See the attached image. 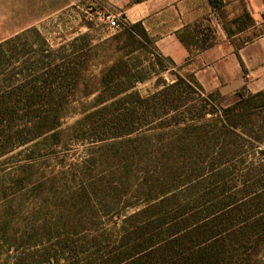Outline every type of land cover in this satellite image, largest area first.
<instances>
[{"label":"trees","instance_id":"16d2710c","mask_svg":"<svg viewBox=\"0 0 264 264\" xmlns=\"http://www.w3.org/2000/svg\"><path fill=\"white\" fill-rule=\"evenodd\" d=\"M87 25L92 27L91 22ZM120 25L121 31L114 39L121 55L101 70L99 87L85 94H95L93 100L67 127H63V120L98 47L90 34H83L87 39L82 46L77 45L78 38L55 48L44 42L41 49H29V57L16 60H10L15 55L13 43L31 28L40 33L38 28L30 27L0 41V158L17 146L34 147L39 139L58 146L90 134L96 140H115L111 145L127 144L138 154L144 142L154 137L157 153L146 164H153L155 172L152 178L145 176L136 181L131 194L125 190L130 176L125 163H121V177L112 188L108 189L102 179L89 184L91 190L85 187L83 195L91 208L106 215L115 210L122 218L115 221L111 236L97 234L101 236L92 244L103 250L81 264H264V191L263 196L246 198L256 191L224 190L220 184L228 175V167L223 162L228 156L238 155L239 145L225 141L217 145L214 141L233 137L239 126L246 130L245 119L252 117L256 108L264 107V90L253 93L242 88L229 97L220 91H206L193 72H183L182 66L158 51L155 38L142 21L121 17ZM142 50L152 56L148 57L151 68L159 72L176 70L173 82L158 79L157 83L163 81L162 87L146 95L135 88L137 82L150 78L148 71L132 62V55ZM32 54L40 58L32 60ZM182 84L204 96L209 107L184 99ZM228 98L231 100L226 101ZM198 105L201 116L212 115L208 121L214 124L209 131L202 119L189 123L179 116ZM164 130H169L170 137L158 138L166 133ZM172 133L177 137L173 138ZM204 134H211L206 148L200 143ZM260 136L258 141H264ZM190 151L213 155L208 191L196 190L205 181L199 174L202 167L197 169L199 163L185 159L192 154L182 155ZM185 166L198 174L181 187L176 185V173ZM98 190L110 193L109 203L95 201ZM133 197L136 201H127ZM205 198V202L198 201ZM66 245L58 250L46 248L41 260L30 258L27 264H73L70 259L62 261L67 258ZM20 263V257L13 262Z\"/></svg>","mask_w":264,"mask_h":264},{"label":"rangeland","instance_id":"374dc122","mask_svg":"<svg viewBox=\"0 0 264 264\" xmlns=\"http://www.w3.org/2000/svg\"><path fill=\"white\" fill-rule=\"evenodd\" d=\"M97 9L101 7L94 0H0V41L33 26L40 31L38 33L31 28L22 33L13 43L15 55L10 56V60L29 57L26 52L33 48L41 49L44 42L55 48L78 38L77 45L82 46L87 39L82 37L84 33H89L93 44L98 45L93 51V58L89 60L90 69L83 84L76 92V100L69 106L63 120V127L70 126L81 116V111L91 103L95 95L85 96L86 92L99 87L101 70L112 63L114 57L121 55L116 50L117 41L114 39L121 27L108 29L97 17ZM87 22L92 23L91 28ZM32 55H35L32 60L40 58L37 54ZM148 57L152 56L143 50L132 55V62L142 64L150 76L143 82H137L135 89L143 95L162 87L163 81L157 83L158 79L171 83L176 78L174 69L159 72L151 68ZM182 71L185 72L183 69ZM180 89L184 99L209 107L203 100L204 96H199L192 87L182 84ZM230 100L228 98L226 101ZM198 107L200 106L180 112L179 116L189 123L202 119L201 122L209 131L214 124L208 121L212 115L207 113L201 116ZM256 109L255 114L244 121L246 130L239 126L233 137L214 140L217 145L222 141L239 145L238 155L228 156L223 162L228 167V175L224 176L226 179L220 185L224 190L256 191L251 195L246 194V198L255 194L263 196L264 191V141L259 142L260 138L257 137L261 135L264 139V107ZM164 131L166 133L158 135V138L170 137L169 130ZM91 135L94 134L87 135L82 140L70 139L58 146H54L50 140L45 142L39 139L38 145L34 147L33 144L17 146L0 158V264H13L19 257L20 264H27L30 258L37 262L43 258L41 252L44 249L58 250L65 244L68 248L67 258L62 261L70 259L73 264L94 259L103 250L99 245L92 244L93 240L96 238L94 242H97V237L101 236L97 234L101 232L111 236L115 221H120L122 217L117 216L115 210L106 215L91 208L90 201L83 195L85 187L91 190L89 184L102 179L108 184V189L112 188L121 177V163H125V170L130 175L125 190L131 194L136 181H141L145 176L152 178L155 172L154 165L146 164V160L155 158L157 141L154 137L149 141L144 140L141 151L137 154L127 144L111 145L115 140H96ZM172 135L173 138L177 137L174 133ZM210 137L211 134H204L200 142L203 148L209 146ZM189 154H192L191 158H183L197 161V169H203L199 174L205 182L196 190L208 191L211 187L208 178L212 153H182L183 156ZM194 173L187 166L179 169L176 173V185L184 187L189 177L195 178L198 174ZM98 193L99 197L95 201L101 199L109 203L111 197L108 191L98 190ZM127 201L133 202L136 199L133 197ZM198 201L205 202L206 198Z\"/></svg>","mask_w":264,"mask_h":264},{"label":"crops","instance_id":"0c3cea01","mask_svg":"<svg viewBox=\"0 0 264 264\" xmlns=\"http://www.w3.org/2000/svg\"><path fill=\"white\" fill-rule=\"evenodd\" d=\"M142 21L158 51L206 91L264 90V0H94ZM67 5V4H66Z\"/></svg>","mask_w":264,"mask_h":264},{"label":"built area","instance_id":"2783aa9c","mask_svg":"<svg viewBox=\"0 0 264 264\" xmlns=\"http://www.w3.org/2000/svg\"><path fill=\"white\" fill-rule=\"evenodd\" d=\"M97 17L105 23V26L108 29H117L120 28V17L113 13L112 11L105 9L96 10Z\"/></svg>","mask_w":264,"mask_h":264}]
</instances>
